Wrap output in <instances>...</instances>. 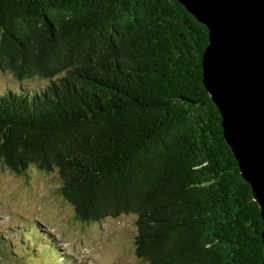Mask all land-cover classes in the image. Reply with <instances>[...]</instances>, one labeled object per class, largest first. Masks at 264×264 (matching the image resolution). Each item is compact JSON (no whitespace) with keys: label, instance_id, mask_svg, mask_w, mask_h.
Listing matches in <instances>:
<instances>
[{"label":"trees","instance_id":"16d2710c","mask_svg":"<svg viewBox=\"0 0 264 264\" xmlns=\"http://www.w3.org/2000/svg\"><path fill=\"white\" fill-rule=\"evenodd\" d=\"M207 43L177 0H0V73L17 80L0 89V166L56 172L82 222L134 214L146 264H261Z\"/></svg>","mask_w":264,"mask_h":264},{"label":"water","instance_id":"95a60500","mask_svg":"<svg viewBox=\"0 0 264 264\" xmlns=\"http://www.w3.org/2000/svg\"><path fill=\"white\" fill-rule=\"evenodd\" d=\"M202 23V83L262 219L264 264V0H177Z\"/></svg>","mask_w":264,"mask_h":264},{"label":"rangeland","instance_id":"374dc122","mask_svg":"<svg viewBox=\"0 0 264 264\" xmlns=\"http://www.w3.org/2000/svg\"><path fill=\"white\" fill-rule=\"evenodd\" d=\"M16 84L12 74L0 73V89ZM59 186L54 171L30 167L18 175L0 166V264H146L134 253V214L82 222Z\"/></svg>","mask_w":264,"mask_h":264}]
</instances>
